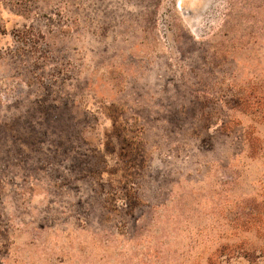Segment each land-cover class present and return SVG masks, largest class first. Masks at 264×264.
Segmentation results:
<instances>
[{"label":"rangeland","instance_id":"obj_1","mask_svg":"<svg viewBox=\"0 0 264 264\" xmlns=\"http://www.w3.org/2000/svg\"><path fill=\"white\" fill-rule=\"evenodd\" d=\"M0 264H264V0H0Z\"/></svg>","mask_w":264,"mask_h":264}]
</instances>
